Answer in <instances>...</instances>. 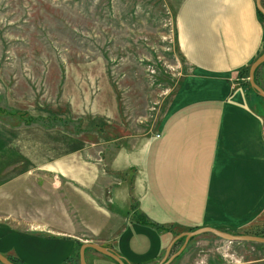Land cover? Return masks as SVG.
Wrapping results in <instances>:
<instances>
[{"label":"crops","instance_id":"1","mask_svg":"<svg viewBox=\"0 0 264 264\" xmlns=\"http://www.w3.org/2000/svg\"><path fill=\"white\" fill-rule=\"evenodd\" d=\"M174 6L185 77L157 130L133 160L124 144L114 153L103 151L111 144L99 142L97 132L89 144L85 133L72 136V147L90 151L97 161L58 171L74 178L78 191L58 185L64 203L59 215L68 221L24 229L7 221L16 215H1L0 253L10 261L80 264V245L94 242L126 264H159L177 234L201 227L234 234L264 228V98L238 76L264 49L255 0H174ZM126 137L110 130L105 136L116 142ZM18 141L12 137L1 148L0 188L32 164L30 146ZM37 216L51 219L45 209ZM85 261L117 264L92 248Z\"/></svg>","mask_w":264,"mask_h":264},{"label":"rangeland","instance_id":"2","mask_svg":"<svg viewBox=\"0 0 264 264\" xmlns=\"http://www.w3.org/2000/svg\"><path fill=\"white\" fill-rule=\"evenodd\" d=\"M263 69L264 63L256 77L262 85ZM184 71L174 0H0V152L17 136L18 146H30L32 162L0 188V218L16 215L7 221L24 229L68 221L59 215L58 185L78 191L74 178L58 171L97 161L72 147V136L85 133L89 144L97 132L99 142L111 144L103 151L124 144L132 160L139 157ZM247 75L241 78L246 86ZM30 117L37 121L30 124ZM108 130L126 140L105 138ZM42 209L51 219L37 216ZM247 231L240 235L264 237V228ZM183 243L184 236L170 254ZM168 264H264V243L205 232Z\"/></svg>","mask_w":264,"mask_h":264},{"label":"water","instance_id":"3","mask_svg":"<svg viewBox=\"0 0 264 264\" xmlns=\"http://www.w3.org/2000/svg\"><path fill=\"white\" fill-rule=\"evenodd\" d=\"M255 6L256 9L264 16V7L262 4V0H255ZM264 63V49L262 52L251 62L248 68V82L250 87L261 97L264 98V89L255 81V71L256 69ZM263 137H264V124H263ZM209 232L212 233L226 241L232 242V241H250V242H258V243H264V237L262 236H256V235H240V234H231L222 230H218L213 227H201L195 230L187 231L184 233L179 234L176 236L168 248L165 251L164 257L162 261L159 264H168L175 256H177L186 246V243L194 236ZM184 236V243L182 244L181 248L175 252L174 254H170L171 246L172 244L179 239L180 237ZM87 248H92L99 253L108 256L112 260H114L117 264H126L124 259L118 255L116 252H114L111 249H108L100 244L94 243V242H87L82 243L78 249V256H79V262L80 264H87L85 261V250ZM170 254V255H169ZM0 263L2 264H16L12 261H10L6 256L2 255L0 253Z\"/></svg>","mask_w":264,"mask_h":264},{"label":"trees","instance_id":"4","mask_svg":"<svg viewBox=\"0 0 264 264\" xmlns=\"http://www.w3.org/2000/svg\"><path fill=\"white\" fill-rule=\"evenodd\" d=\"M257 14H258V16H259V18L261 19V20H263L264 19V16L257 10ZM262 65V64H261ZM248 68H249V66L247 67V68H244V69H242L240 72H239V74H238V76L239 77H241L242 78V74L244 73V72H246V74H248ZM257 71H258V68L256 69V71H255V81H256V74H257ZM247 78H248V75H247ZM257 82V81H256ZM246 84L248 85V86H246L244 83H243V85L244 86H246L247 87V89L248 90H250V91H254L251 87H250V85H249V82H248V80H247V82H246ZM255 92V91H254ZM256 93V92H255ZM257 94V93H256ZM258 95V94H257ZM51 119H53V120H57V118L56 117H52ZM33 121H37L35 118H33V117H30L29 118V123L31 124ZM142 216V222H144V223H151L152 224V222H148L147 220H146V218H145V216L144 215H141ZM154 224V223H153ZM152 224V225H153ZM156 225V227H158V228H165L164 226H162V225H158V224H155ZM180 239V238H179ZM80 245V244H79ZM78 245V246H79ZM77 259H79V256H78V252H77Z\"/></svg>","mask_w":264,"mask_h":264},{"label":"built area","instance_id":"5","mask_svg":"<svg viewBox=\"0 0 264 264\" xmlns=\"http://www.w3.org/2000/svg\"><path fill=\"white\" fill-rule=\"evenodd\" d=\"M158 136H159V134L157 133V134H156V137H158Z\"/></svg>","mask_w":264,"mask_h":264}]
</instances>
